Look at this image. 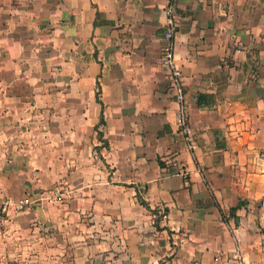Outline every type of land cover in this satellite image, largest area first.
I'll list each match as a JSON object with an SVG mask.
<instances>
[{
    "label": "crops",
    "instance_id": "1",
    "mask_svg": "<svg viewBox=\"0 0 264 264\" xmlns=\"http://www.w3.org/2000/svg\"><path fill=\"white\" fill-rule=\"evenodd\" d=\"M168 2L0 0V264H264V0Z\"/></svg>",
    "mask_w": 264,
    "mask_h": 264
},
{
    "label": "built area",
    "instance_id": "2",
    "mask_svg": "<svg viewBox=\"0 0 264 264\" xmlns=\"http://www.w3.org/2000/svg\"><path fill=\"white\" fill-rule=\"evenodd\" d=\"M176 0H169L168 12L171 14ZM175 32V25L171 15L168 19V27L164 33L165 42L162 47L161 61L163 65L170 68L174 90V98L179 106L176 113V123L179 131L182 133L188 145L194 146L193 134L187 111L186 92L182 84L181 70L175 65V52L173 35ZM55 194H61L59 190L55 189ZM28 199H20L16 201L12 196L0 192V214H8L12 209L19 208Z\"/></svg>",
    "mask_w": 264,
    "mask_h": 264
},
{
    "label": "rangeland",
    "instance_id": "3",
    "mask_svg": "<svg viewBox=\"0 0 264 264\" xmlns=\"http://www.w3.org/2000/svg\"><path fill=\"white\" fill-rule=\"evenodd\" d=\"M55 189L59 190L60 193L62 192V188L60 187V185L55 184V185H53L52 187H50L48 189H43V191H39V193H36L35 195L34 194L33 195L32 194H28L27 195L28 197H24V199H28V200L22 206H20L19 208H16V209H12L10 211V213H8V214H0V216H8V215H10L12 213V211L13 212L14 211H20V210L24 209L25 207H28V205L32 206L33 204L32 205H30V204L34 203L35 201H42V200L50 201V202L54 201V200L58 201L61 198H60L59 194L58 195L55 194ZM34 196H36L37 198L34 197ZM16 201H19V200H16ZM5 239L8 240V243L14 244V245L16 243H18V241L20 240L19 237H17V236H13V237L8 236ZM6 259L9 260L8 258H6Z\"/></svg>",
    "mask_w": 264,
    "mask_h": 264
},
{
    "label": "trees",
    "instance_id": "4",
    "mask_svg": "<svg viewBox=\"0 0 264 264\" xmlns=\"http://www.w3.org/2000/svg\"><path fill=\"white\" fill-rule=\"evenodd\" d=\"M204 100H206V94L205 93H201L199 92L197 95H196V101L198 104H201L202 102H204ZM241 203H238V205L234 206V207H231L230 209L231 210H234L237 206H239Z\"/></svg>",
    "mask_w": 264,
    "mask_h": 264
}]
</instances>
